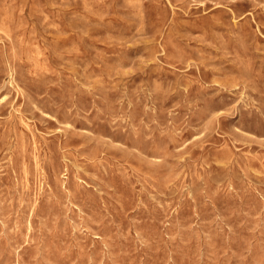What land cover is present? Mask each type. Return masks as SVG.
Segmentation results:
<instances>
[{"label": "rangeland", "instance_id": "374dc122", "mask_svg": "<svg viewBox=\"0 0 264 264\" xmlns=\"http://www.w3.org/2000/svg\"><path fill=\"white\" fill-rule=\"evenodd\" d=\"M0 264H264V0H0Z\"/></svg>", "mask_w": 264, "mask_h": 264}]
</instances>
